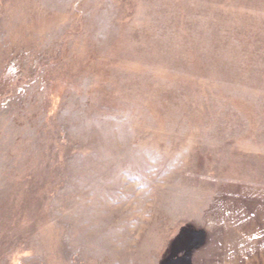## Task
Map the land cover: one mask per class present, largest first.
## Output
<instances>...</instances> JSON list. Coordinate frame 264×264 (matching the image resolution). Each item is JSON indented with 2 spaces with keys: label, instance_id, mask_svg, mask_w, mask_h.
<instances>
[{
  "label": "rangeland",
  "instance_id": "rangeland-1",
  "mask_svg": "<svg viewBox=\"0 0 264 264\" xmlns=\"http://www.w3.org/2000/svg\"><path fill=\"white\" fill-rule=\"evenodd\" d=\"M0 264H264V0H0Z\"/></svg>",
  "mask_w": 264,
  "mask_h": 264
}]
</instances>
